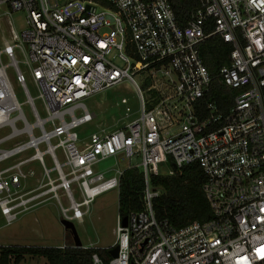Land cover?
<instances>
[{
  "label": "built area",
  "instance_id": "1",
  "mask_svg": "<svg viewBox=\"0 0 264 264\" xmlns=\"http://www.w3.org/2000/svg\"><path fill=\"white\" fill-rule=\"evenodd\" d=\"M17 10L27 12L21 33L12 23ZM213 35L232 46L216 73L200 49ZM216 78L234 91L226 110L210 96ZM124 80L139 97V115L129 119L124 97L122 126L81 136L96 116L84 100ZM4 127L11 128L0 137V212L7 224L53 200L61 219L83 221L98 195L119 189L125 169H108L114 174L107 176L95 165L123 154L139 159L129 166L144 172V208L131 212L126 225L118 215L115 241L105 247L118 246V254L110 252L106 262L94 252V264H264V0H201L186 26L170 0H0ZM194 163L205 175L213 216L181 227L159 220L153 200L161 189L151 176ZM162 164L171 166L162 171Z\"/></svg>",
  "mask_w": 264,
  "mask_h": 264
},
{
  "label": "rangeland",
  "instance_id": "2",
  "mask_svg": "<svg viewBox=\"0 0 264 264\" xmlns=\"http://www.w3.org/2000/svg\"><path fill=\"white\" fill-rule=\"evenodd\" d=\"M12 23L18 32H23L27 27V12L17 10L12 13ZM121 66L126 63L120 59L116 60ZM138 82H143L145 77L136 74ZM27 86L31 96L34 98L35 105L38 107L41 116H45L42 109L41 98L38 97L40 91L28 76ZM16 93L23 109L30 119H32L31 109L26 102V95L21 87L16 88ZM126 97L127 105L131 107L132 115L129 119L137 117L140 113V100L133 86L127 80L86 98L84 101L90 111L96 114L94 120L81 128V133L88 136L90 133L103 127L112 130L122 126L126 119L125 107L121 103L122 98ZM10 127L0 129V137L9 133ZM11 145V143H9ZM138 158L129 160L125 155L119 154L118 157H109L97 165L96 170H108L115 167L126 168L131 163L136 164ZM46 162L51 165V160L46 157ZM40 170V164H34ZM170 164H162L161 170L168 171ZM114 174L113 170L107 171V176ZM168 174V173H165ZM118 200L119 189L113 188L98 195L90 205V212L87 213L83 221H75L78 235L83 245H96L98 247L110 246L115 241V228L118 219ZM74 243L73 235L67 231L61 223V212L58 204L53 200L42 204L39 207L19 216L11 224H7L0 212V245H41V246H66ZM18 264H50L44 256L25 255L24 259Z\"/></svg>",
  "mask_w": 264,
  "mask_h": 264
},
{
  "label": "trees",
  "instance_id": "3",
  "mask_svg": "<svg viewBox=\"0 0 264 264\" xmlns=\"http://www.w3.org/2000/svg\"><path fill=\"white\" fill-rule=\"evenodd\" d=\"M179 24L186 26L201 7V0H170ZM205 64L212 73L229 62L232 46L220 36L213 35L200 45ZM210 96L219 101L226 110L231 104L233 90L216 78ZM81 133V131H80ZM81 136H85L81 133ZM205 175L198 164H188L175 169L173 174L159 173L150 178L151 185L161 189L154 198L153 208L159 220H168L173 226L181 227L189 222L206 221L213 216L212 209L203 190ZM145 178L140 166L132 165L124 169L120 178L118 214L128 216L133 211L144 208ZM98 252L106 262L111 258L105 247L57 245H0V264H18L25 255L44 256L50 264H94L92 255Z\"/></svg>",
  "mask_w": 264,
  "mask_h": 264
},
{
  "label": "water",
  "instance_id": "4",
  "mask_svg": "<svg viewBox=\"0 0 264 264\" xmlns=\"http://www.w3.org/2000/svg\"><path fill=\"white\" fill-rule=\"evenodd\" d=\"M61 223L64 225V227L67 231L72 233L75 246H82L83 243L80 239V236L78 235V231H77V228H76L74 222L66 220V219H61ZM123 224L124 225L127 224V216L123 217ZM118 249H119L118 246H116L115 248L110 250L111 254L114 257L117 256Z\"/></svg>",
  "mask_w": 264,
  "mask_h": 264
}]
</instances>
